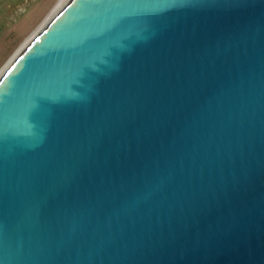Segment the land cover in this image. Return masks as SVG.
I'll use <instances>...</instances> for the list:
<instances>
[{
    "label": "water",
    "instance_id": "obj_1",
    "mask_svg": "<svg viewBox=\"0 0 264 264\" xmlns=\"http://www.w3.org/2000/svg\"><path fill=\"white\" fill-rule=\"evenodd\" d=\"M0 264H264V0H46L0 53Z\"/></svg>",
    "mask_w": 264,
    "mask_h": 264
},
{
    "label": "rangeland",
    "instance_id": "obj_2",
    "mask_svg": "<svg viewBox=\"0 0 264 264\" xmlns=\"http://www.w3.org/2000/svg\"><path fill=\"white\" fill-rule=\"evenodd\" d=\"M46 0H0V53L33 20Z\"/></svg>",
    "mask_w": 264,
    "mask_h": 264
}]
</instances>
